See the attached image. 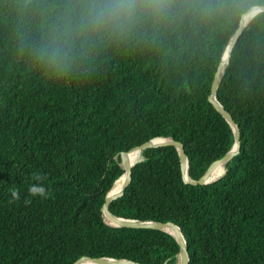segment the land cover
Masks as SVG:
<instances>
[{"label":"trees","instance_id":"16d2710c","mask_svg":"<svg viewBox=\"0 0 264 264\" xmlns=\"http://www.w3.org/2000/svg\"><path fill=\"white\" fill-rule=\"evenodd\" d=\"M113 2L135 4L133 15L90 22L94 6ZM262 5L0 0V264L86 256L174 264L181 247L171 233L106 223L107 193L125 171L121 154L154 137L184 144L195 180L231 149L235 133L210 100L211 87L243 15ZM217 99L241 131L240 151L219 179L187 182L175 145L149 147L108 207L177 224L189 264H264V11L239 35ZM35 173L49 194L26 204Z\"/></svg>","mask_w":264,"mask_h":264},{"label":"water","instance_id":"95a60500","mask_svg":"<svg viewBox=\"0 0 264 264\" xmlns=\"http://www.w3.org/2000/svg\"><path fill=\"white\" fill-rule=\"evenodd\" d=\"M260 11H264V5L262 6H253L251 7L247 13H245L241 19L239 28L237 29V31L234 33V35L231 37V39L229 40L227 47L223 53V57L221 59V62L219 64V67L216 71L215 74V78L211 87V94H210V100L214 103V105L216 106V108L226 117V119L230 122V124L232 125L233 131L235 133V143L233 144V146L231 147V149L221 158L217 159L216 161H214L209 167L208 169L205 171V173L199 178V179H193L191 178L190 174H189V159H188V155L185 151V146L182 142L176 140L173 137H166V136H158V137H154L146 142H144L141 145L136 146L135 148L124 152L121 154V166L124 168V173L115 180L112 188L108 191L107 196H106V202L102 208L103 210V216L104 219L106 220V213L107 216L110 217L116 224L115 225H111V226H115V227H151V228H157V229H162L165 230L169 233H171L179 242L180 244V252L179 255L182 256V264H189V260H190V254H189V250H188V245H187V240L185 235L183 234L181 228L175 224L174 222L171 221H167V222H162V221H154V220H137V219H131V218H125V217H121L118 216L116 214H114L112 211L109 210L108 204L119 198L120 196H122L125 193V190L127 188V186L130 184V182L132 181V174H133V166L140 161L142 158H140L138 161H136L134 164H131L125 157V154L134 150V149H138L141 151L149 148V147H156V146H163V145H168V144H172L175 145L178 148L179 151V156H180V161H181V167H182V171H183V176L184 179L187 182H190L192 184H200V185H205V184H209L214 182L215 180L219 179L220 177L216 178L215 180H211V176L213 174V171L217 165V163L219 162H228L235 154H237L240 151L241 148V131H240V125L235 122V120L233 119L232 114L227 111L224 107V105L221 104V102L217 99V89L219 86V83L221 81V78L224 74L225 68L227 66V64L229 63L230 57H231V52L237 42V39L239 37V35L243 32L244 28L247 26L248 22L251 20V18H253L257 13H259ZM246 15H249V20L245 23L244 22V18ZM225 173V172H224ZM123 177V183L121 188L114 192L113 188L115 187L116 183ZM106 211V212H105ZM168 228L174 229L175 232L169 230ZM178 255V257H179ZM91 259L94 260L96 262H98L99 264H125V263H132V264H143L141 262H136L133 260H129L126 258H114V257H82L79 260H77L75 263L73 264H78L79 262H81L83 259ZM167 264V263H165Z\"/></svg>","mask_w":264,"mask_h":264},{"label":"clouds","instance_id":"9594fccd","mask_svg":"<svg viewBox=\"0 0 264 264\" xmlns=\"http://www.w3.org/2000/svg\"><path fill=\"white\" fill-rule=\"evenodd\" d=\"M135 11V4L113 2L107 5L94 6L89 12L88 17L90 22L95 24H104L110 22H120V20L127 15L129 18L133 15ZM71 38L70 26H66L65 32L63 34L64 41ZM56 47L53 54L58 55L62 42L60 38L55 39ZM33 182L29 183L27 186V195L24 198V202L31 203V199L34 197H40L46 199L49 194V189L46 188L45 184L40 182L44 177L40 173L33 174ZM10 196L13 200H19L21 198L20 192L17 188L13 187L10 189Z\"/></svg>","mask_w":264,"mask_h":264},{"label":"bare ground","instance_id":"6f19581e","mask_svg":"<svg viewBox=\"0 0 264 264\" xmlns=\"http://www.w3.org/2000/svg\"><path fill=\"white\" fill-rule=\"evenodd\" d=\"M249 17H250L249 15L245 16V18H244L245 23L249 20ZM125 157L131 164H134L136 161H138L140 158H142V153L140 150L134 149V150L126 153ZM225 171H226V162L217 163V165L213 171V174L211 176V180H215L216 178L222 176ZM122 183H123V177L116 183L115 187L113 188V191L114 192L118 191L121 188ZM106 220L111 225L116 224L110 217L107 216V213H106ZM168 229L175 232L174 229H171V228H168ZM78 264H99V263L94 261V260L85 258L81 262H79ZM125 264H132V263H125ZM167 264H169V263H167ZM174 264H182V256L181 255H179L178 260Z\"/></svg>","mask_w":264,"mask_h":264},{"label":"rangeland","instance_id":"374dc122","mask_svg":"<svg viewBox=\"0 0 264 264\" xmlns=\"http://www.w3.org/2000/svg\"><path fill=\"white\" fill-rule=\"evenodd\" d=\"M178 260V259H177Z\"/></svg>","mask_w":264,"mask_h":264}]
</instances>
